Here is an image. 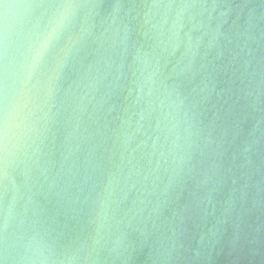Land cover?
I'll return each instance as SVG.
<instances>
[{
	"label": "water",
	"instance_id": "1",
	"mask_svg": "<svg viewBox=\"0 0 264 264\" xmlns=\"http://www.w3.org/2000/svg\"><path fill=\"white\" fill-rule=\"evenodd\" d=\"M0 264H264V0H0Z\"/></svg>",
	"mask_w": 264,
	"mask_h": 264
}]
</instances>
